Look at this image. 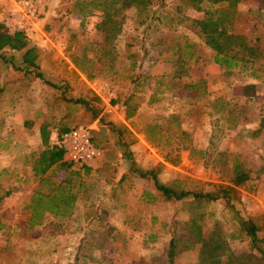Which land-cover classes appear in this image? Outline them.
<instances>
[{"label": "rangeland", "instance_id": "obj_1", "mask_svg": "<svg viewBox=\"0 0 264 264\" xmlns=\"http://www.w3.org/2000/svg\"><path fill=\"white\" fill-rule=\"evenodd\" d=\"M72 1L36 0L35 19L21 29L38 51L36 69L19 68L16 52L0 51V193L8 192L0 199V264H166L169 237L184 234L190 219L203 241L219 230L239 261L261 264L248 239L236 235L222 199L167 200L141 174L152 170L160 183L179 178L186 189L213 191L231 185L236 160L247 180L232 187L230 202L241 217L264 222V0H236L221 11L231 32L262 50L229 71L213 63L198 30L201 8L226 2L149 0L145 11L115 3L114 33L111 24L95 29L97 12L69 11ZM11 5L0 0L8 29ZM71 56L87 60L82 67L91 77ZM127 95L134 109L125 119ZM41 124L49 137L87 127L100 155L52 166L46 179L72 193L70 213L45 212L29 226L25 205L44 185L29 170ZM199 247L178 251L169 264H196Z\"/></svg>", "mask_w": 264, "mask_h": 264}, {"label": "trees", "instance_id": "obj_2", "mask_svg": "<svg viewBox=\"0 0 264 264\" xmlns=\"http://www.w3.org/2000/svg\"><path fill=\"white\" fill-rule=\"evenodd\" d=\"M210 3L226 2V7L214 9L209 6L204 9L201 7L203 17L198 21V30L202 34L204 44L213 51L212 61L219 65L225 71L238 66L240 62L248 61V57H256L262 50L257 45H250L245 41L241 34L231 32L226 26L230 22V17L221 14L226 8L234 5L236 0H206ZM149 0H73L69 11L76 13L82 17L92 15L95 12L100 14V19L94 24L98 31H105L110 24L115 26L114 33L118 30V22L113 20L112 14L118 11L119 8L115 3L120 5H131L137 10H146V5ZM209 4V3H208ZM229 9V8H228ZM213 16V14H215ZM146 16V15H145ZM4 21L0 22V51L8 49L18 54L19 68L27 70L29 68H37L38 51L29 40L26 38L24 32L16 29ZM113 33V34H114ZM106 35H109L106 33ZM250 58V59H251ZM72 65L81 73L85 74L87 78L91 77L90 73H86L82 67V63L87 60L81 57H70ZM39 76V73H35ZM130 95L122 102L124 109V118L128 119L133 114V108L128 107ZM74 102H81L80 99H75ZM148 127L154 129L155 124ZM264 127V116L260 117L258 128ZM67 130L61 128L56 133ZM40 149L34 158L30 161V172L33 178L38 180V183H43L42 187H37L29 196L26 208L29 209L28 225H39L43 219L44 213L49 212L55 215L64 216L69 215L74 199L72 193L63 191V188L50 186L47 181V175L51 167L59 164L62 161L63 150L49 140L48 130L44 125L38 126ZM145 136V135H144ZM146 138V137H145ZM147 139V138H146ZM152 143V140L148 139ZM155 145V143H152ZM71 164V163H67ZM85 169H87L85 167ZM230 186L218 185L213 191H203L201 189H186L183 186V181L179 178H173L167 183H160L152 170L144 171L141 176H148L158 191V195L164 199L175 201L189 198L192 202H208L218 198L224 201V209L231 214V219L234 222V230L236 235L243 234L248 239V247L250 250L256 251L257 255L250 253L255 260L264 264V235H258L264 229V222L260 215H247L241 217L234 209L230 202L233 188L242 185L247 180V173L242 166L236 161H232L231 165ZM48 187L46 192L43 188ZM57 192H53L54 190ZM8 192L2 191L0 199L6 196ZM146 200L151 201L152 198L146 192ZM264 205V201H263ZM2 227V225H0ZM186 232L182 235H171L167 241V249L165 251V262L169 264L171 257L178 251L189 249L193 244H200L198 250V258L196 264H245L239 261V257L232 255L226 248V243L219 230L212 232L208 241H203L200 237L198 226L195 225L194 220L189 221V225L185 226ZM225 255V259L220 261V256Z\"/></svg>", "mask_w": 264, "mask_h": 264}, {"label": "built area", "instance_id": "obj_3", "mask_svg": "<svg viewBox=\"0 0 264 264\" xmlns=\"http://www.w3.org/2000/svg\"><path fill=\"white\" fill-rule=\"evenodd\" d=\"M8 9L11 24L16 29H25L29 20L35 19L36 0H11ZM62 150V161L75 164H87L99 157V151L93 146L89 129L85 126L68 128L55 133L53 139Z\"/></svg>", "mask_w": 264, "mask_h": 264}, {"label": "crops", "instance_id": "obj_4", "mask_svg": "<svg viewBox=\"0 0 264 264\" xmlns=\"http://www.w3.org/2000/svg\"><path fill=\"white\" fill-rule=\"evenodd\" d=\"M37 136H38V138H39V132H38V128H37ZM49 138H53V136H51V137H49ZM52 139H50V141H51ZM39 144H40V138H39Z\"/></svg>", "mask_w": 264, "mask_h": 264}]
</instances>
